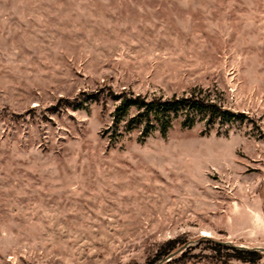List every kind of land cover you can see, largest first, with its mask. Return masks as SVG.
<instances>
[{
	"label": "rangeland",
	"instance_id": "374dc122",
	"mask_svg": "<svg viewBox=\"0 0 264 264\" xmlns=\"http://www.w3.org/2000/svg\"><path fill=\"white\" fill-rule=\"evenodd\" d=\"M194 88L244 121L114 125L109 89ZM178 236L264 253V0H0V264H147Z\"/></svg>",
	"mask_w": 264,
	"mask_h": 264
},
{
	"label": "trees",
	"instance_id": "16d2710c",
	"mask_svg": "<svg viewBox=\"0 0 264 264\" xmlns=\"http://www.w3.org/2000/svg\"><path fill=\"white\" fill-rule=\"evenodd\" d=\"M108 94L116 102L112 112L115 127L123 122L127 130L139 128L142 137L155 130L162 136L166 135L177 119H180L181 126L185 128H191L197 122H203L208 130L217 126L218 133L223 128L226 131L230 125L243 122L245 118L244 113L231 110L213 97L210 91L201 88L169 97L156 94L146 96L124 89L117 93L109 89ZM86 97L89 102H96L99 95L93 92ZM74 108H82V105H75ZM131 110L134 112L131 113ZM201 242L210 245L211 253L201 254L200 259L207 258L213 264H230L232 260L258 264L264 254L258 248L238 247L208 237H200L196 244H192L190 240L178 236L158 243L149 252L147 264H187L197 257L190 252Z\"/></svg>",
	"mask_w": 264,
	"mask_h": 264
},
{
	"label": "water",
	"instance_id": "95a60500",
	"mask_svg": "<svg viewBox=\"0 0 264 264\" xmlns=\"http://www.w3.org/2000/svg\"><path fill=\"white\" fill-rule=\"evenodd\" d=\"M238 247H244V246H240V245H239Z\"/></svg>",
	"mask_w": 264,
	"mask_h": 264
},
{
	"label": "bare ground",
	"instance_id": "6f19581e",
	"mask_svg": "<svg viewBox=\"0 0 264 264\" xmlns=\"http://www.w3.org/2000/svg\"><path fill=\"white\" fill-rule=\"evenodd\" d=\"M205 234H207V233H205Z\"/></svg>",
	"mask_w": 264,
	"mask_h": 264
}]
</instances>
